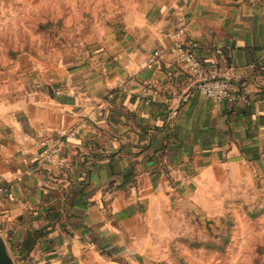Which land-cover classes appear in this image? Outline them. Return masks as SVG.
I'll return each mask as SVG.
<instances>
[{
	"label": "crops",
	"instance_id": "0c3cea01",
	"mask_svg": "<svg viewBox=\"0 0 264 264\" xmlns=\"http://www.w3.org/2000/svg\"><path fill=\"white\" fill-rule=\"evenodd\" d=\"M121 12L94 17L112 25L73 49L0 78V183L8 191L0 235L16 264H152L169 210L191 211V189L216 160L264 178V0H132ZM179 23L200 43L207 71L216 59L239 99L197 90L172 53ZM156 50L161 57L146 65ZM169 118L166 150L152 155L144 146L152 125ZM61 130L81 136L69 163L47 176L32 139ZM159 161L175 180L152 179ZM170 183L181 184L173 195ZM54 207L67 230L55 220L38 233Z\"/></svg>",
	"mask_w": 264,
	"mask_h": 264
},
{
	"label": "rangeland",
	"instance_id": "374dc122",
	"mask_svg": "<svg viewBox=\"0 0 264 264\" xmlns=\"http://www.w3.org/2000/svg\"><path fill=\"white\" fill-rule=\"evenodd\" d=\"M130 2L0 0V78L104 32L112 24L91 23L94 17L122 13ZM195 183L191 211L169 210L163 238L152 240V264H264V178L244 163L216 160Z\"/></svg>",
	"mask_w": 264,
	"mask_h": 264
},
{
	"label": "built area",
	"instance_id": "2783aa9c",
	"mask_svg": "<svg viewBox=\"0 0 264 264\" xmlns=\"http://www.w3.org/2000/svg\"><path fill=\"white\" fill-rule=\"evenodd\" d=\"M170 35L175 60L195 79V86L201 94L210 99H236L232 81L227 76L219 74L215 65L216 59L211 60V71H207L199 55L200 43L188 38V31L182 23H179ZM216 53L218 55L222 51L217 50ZM161 55V52L156 50L152 57L147 60L146 65L157 63ZM126 66L129 67V64ZM261 70L263 71L264 68H261ZM104 73L108 74L107 70ZM120 83L122 84V82ZM123 83L122 87L126 84V81L123 80ZM241 99L247 100L246 97H241ZM96 116L97 113H93L91 118L94 119ZM171 117L174 118V113ZM80 136V131L61 130L55 138L49 135L33 138L32 142L38 144L41 148L35 160L38 167L48 176L53 169L66 166L70 161V151H74L71 143ZM7 197L8 191L0 183V206L4 204Z\"/></svg>",
	"mask_w": 264,
	"mask_h": 264
},
{
	"label": "trees",
	"instance_id": "16d2710c",
	"mask_svg": "<svg viewBox=\"0 0 264 264\" xmlns=\"http://www.w3.org/2000/svg\"><path fill=\"white\" fill-rule=\"evenodd\" d=\"M263 73H264V70H263ZM262 93L264 95V90ZM236 99H239V97ZM250 101H251V99L249 97H247V100H245L246 103H244V104L252 105ZM171 124H172V121L169 118L168 122H166V123L165 122H163V123L157 122L154 125H152V137H150V141H148V143H146L144 145L146 148H148L149 146H152V155L162 154L163 150H166L167 139L169 142V139L172 136L173 129H174V125L172 126ZM144 128L150 129L149 126H144ZM151 141H152V144H151ZM94 143L95 142H93V144ZM165 152H167V151H165ZM91 154H92V156H96V154H94L93 152ZM96 158H99V157H96ZM158 163L160 164V161ZM82 164H85V163H82ZM159 166H162V165L160 164ZM163 174L167 175L170 181L175 180L170 175L169 169L163 168V166L160 167V170L157 169V171L152 173V179L156 180L157 178L161 177ZM170 184H172V186L176 189V191L179 190L180 185H181L180 183H176V184L170 183ZM54 208L55 209L53 211H51L49 214L50 222L47 225H45L42 229H40L38 231V233L44 232L43 234H46L45 233L46 230H48V233H49L53 229V227H55V228L57 227V224H59V226L63 230H65V231L67 230L66 225L62 224L60 222V220L58 219L59 218V212H58L57 208L56 207H54ZM55 220H59L57 222L56 226L54 223ZM33 244H35V243L33 242ZM32 248H33V246L30 249H27L23 253V256H26L27 253L31 252Z\"/></svg>",
	"mask_w": 264,
	"mask_h": 264
},
{
	"label": "water",
	"instance_id": "95a60500",
	"mask_svg": "<svg viewBox=\"0 0 264 264\" xmlns=\"http://www.w3.org/2000/svg\"><path fill=\"white\" fill-rule=\"evenodd\" d=\"M0 264H16L2 235H0Z\"/></svg>",
	"mask_w": 264,
	"mask_h": 264
}]
</instances>
